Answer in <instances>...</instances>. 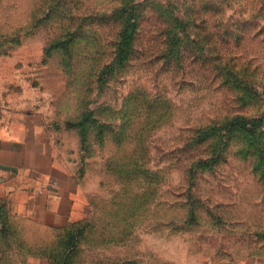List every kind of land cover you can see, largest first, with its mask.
<instances>
[{"label": "rangeland", "instance_id": "obj_1", "mask_svg": "<svg viewBox=\"0 0 264 264\" xmlns=\"http://www.w3.org/2000/svg\"><path fill=\"white\" fill-rule=\"evenodd\" d=\"M126 1L0 0V74L80 189L73 264H264V153L238 124L264 119V0H133L137 35L118 59ZM168 1L193 8L195 39L171 57ZM87 109L82 134L68 122Z\"/></svg>", "mask_w": 264, "mask_h": 264}, {"label": "crops", "instance_id": "obj_2", "mask_svg": "<svg viewBox=\"0 0 264 264\" xmlns=\"http://www.w3.org/2000/svg\"><path fill=\"white\" fill-rule=\"evenodd\" d=\"M8 83L0 74V230L4 211L17 235L0 236V258L5 253L26 264H50L16 245L7 250L5 243L17 244L19 238L33 247L51 242L57 232L82 219L80 189L48 129L34 121L30 107L16 104Z\"/></svg>", "mask_w": 264, "mask_h": 264}, {"label": "trees", "instance_id": "obj_3", "mask_svg": "<svg viewBox=\"0 0 264 264\" xmlns=\"http://www.w3.org/2000/svg\"><path fill=\"white\" fill-rule=\"evenodd\" d=\"M166 3V5L162 6L161 11L168 18L165 27L168 44L166 57H171L178 54L177 47L183 43L184 37L192 41L195 40L188 32L192 24L188 13L190 10H193V8L188 10V8H181L180 4H174L175 2L168 1ZM138 9L139 4L130 0L126 1L123 6L119 7L114 12V15L122 22L115 50V54L118 59L125 58L132 51L135 37L137 35L136 31L139 27L138 19L141 14ZM12 39L16 40L17 38L13 37ZM69 43L70 39L57 40L51 45V47L59 48L62 47L63 44ZM104 72L106 73V70ZM229 72L236 77L237 83L243 86L249 96L259 95L258 91L252 85L246 83L238 76L237 72L232 70ZM159 103L157 100L151 101V105L155 108L159 106ZM91 120H96L94 118V112L87 109V111L82 113L77 120L69 121L68 125L80 127L81 133L87 134V128L91 125ZM248 123V121L243 119L238 122L241 133L244 137H248L250 146H257L258 150L264 153V148L260 145V136H262L260 127H262L261 125L264 123V119L262 117L254 119L250 126ZM224 135L225 134H223V136ZM254 169L261 172L262 177L264 178V156H261V159L254 164ZM2 217L4 226L0 230V236L7 237V239H9L10 236H16L17 231H15V228L10 226L11 220L9 214L2 211ZM81 226H83L82 220L73 222L64 230L57 232L51 242L45 243L41 246H38V244L36 247H33L32 245L30 246L28 243H25V241L19 238L17 244H11L10 242L5 243L7 245L6 249L9 250L16 245L23 251L25 250L27 253L30 251L31 253L46 257L50 264H73L75 252L80 244L81 238L83 237V227ZM256 234L260 235L261 239L264 241V230ZM3 254L4 255L0 258V264H26L27 260L24 258L12 260L8 259L5 256V253Z\"/></svg>", "mask_w": 264, "mask_h": 264}]
</instances>
